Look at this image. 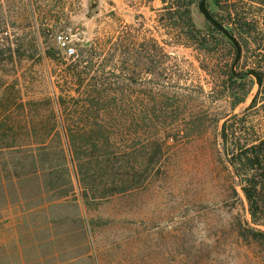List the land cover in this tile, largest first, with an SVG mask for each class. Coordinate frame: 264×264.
Returning a JSON list of instances; mask_svg holds the SVG:
<instances>
[{
	"label": "rangeland",
	"instance_id": "obj_1",
	"mask_svg": "<svg viewBox=\"0 0 264 264\" xmlns=\"http://www.w3.org/2000/svg\"><path fill=\"white\" fill-rule=\"evenodd\" d=\"M214 1L252 100L199 0H0V264H264V0Z\"/></svg>",
	"mask_w": 264,
	"mask_h": 264
},
{
	"label": "water",
	"instance_id": "obj_2",
	"mask_svg": "<svg viewBox=\"0 0 264 264\" xmlns=\"http://www.w3.org/2000/svg\"><path fill=\"white\" fill-rule=\"evenodd\" d=\"M208 4L210 5L209 7H208ZM214 12H215V8L213 7V0H199V2L197 4V7L194 9L192 14H193V17H194L198 27H201L202 22L205 21L213 29L217 30L219 33H221L223 36H225L227 38V40L233 45V47L235 48V52L236 53H235L234 60H233V62L231 64V67H230L231 75L235 79L240 80V81L248 79V78H251L253 80L254 87L251 90L250 95L246 98V100H248V99L252 100L255 97V95L258 94V92L260 90V87H261V84H262L261 75H260V73L257 70H254V69H250V70H246V71H240L238 69V65H239V62H240V59H241V54H242L240 43L238 42L236 37L233 35L231 30L226 28L214 16V14H213ZM199 14L202 15L203 20L200 19V17L198 16ZM242 105H243V102L240 103L234 109H232L229 113H227L220 120V125H219L218 133H217L218 139H221V137H222L223 126H224L225 121H227L231 117L237 115V113L240 110V108L242 107ZM236 192L238 193L239 197L241 198V200L244 203L246 222L251 227L259 228V229L264 231V225L263 224L252 222L250 220V218H249L248 201H247V198L245 196V193H244V190H243L242 186L237 185L236 186Z\"/></svg>",
	"mask_w": 264,
	"mask_h": 264
},
{
	"label": "trees",
	"instance_id": "obj_3",
	"mask_svg": "<svg viewBox=\"0 0 264 264\" xmlns=\"http://www.w3.org/2000/svg\"><path fill=\"white\" fill-rule=\"evenodd\" d=\"M192 2V1H191ZM210 6V5H209ZM208 6V7H209ZM188 7H192V3H189L188 4ZM213 7L215 8V12L217 11V4L216 2L213 0ZM190 10V9H189ZM214 14V13H213ZM192 26L194 24H191ZM209 25V24H208ZM196 27H198L196 24H195ZM210 26V25H209ZM211 28V30L215 33H217L219 36H221L223 39H227L225 36H223L221 33H219L217 30L213 29L211 26L209 27ZM230 43V42H229ZM231 44V43H230ZM233 77V76H232ZM234 78V77H233ZM257 140V139H256ZM3 141L2 139H0V142ZM49 139L45 138L43 139V142H41V147L44 148V150H48L50 147H49V143H48ZM77 140L76 139H69L68 136H66L65 138H63L62 140V148H61V151L65 154V152L67 151L68 154H71L73 149L77 152L80 147L83 148V147H89L91 146L90 144H88V142H85V143H81L80 144H76ZM240 146V145H239ZM66 147H67V150H66ZM253 151H252V154L251 156L253 157V161L249 160L248 159V155L246 152L244 153V156L243 157H246V160L247 161H250L251 165L250 167L254 168L256 170V173H258L260 175V177L264 178V141H261L259 144H257L256 146L254 145L253 146ZM262 187H264L262 185ZM244 190V193H245V196L246 198L248 199L249 197V194L247 193L248 191L243 189Z\"/></svg>",
	"mask_w": 264,
	"mask_h": 264
},
{
	"label": "built area",
	"instance_id": "obj_4",
	"mask_svg": "<svg viewBox=\"0 0 264 264\" xmlns=\"http://www.w3.org/2000/svg\"><path fill=\"white\" fill-rule=\"evenodd\" d=\"M59 49L62 51L63 56L66 59L75 58L78 55L75 42L64 34H60L57 37Z\"/></svg>",
	"mask_w": 264,
	"mask_h": 264
}]
</instances>
